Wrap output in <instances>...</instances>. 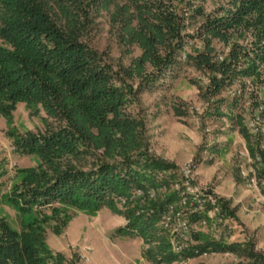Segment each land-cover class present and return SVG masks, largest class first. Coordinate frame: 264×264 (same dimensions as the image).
Returning <instances> with one entry per match:
<instances>
[{
  "label": "trees",
  "instance_id": "1",
  "mask_svg": "<svg viewBox=\"0 0 264 264\" xmlns=\"http://www.w3.org/2000/svg\"><path fill=\"white\" fill-rule=\"evenodd\" d=\"M112 1L94 0L91 6L107 7ZM236 1L227 13L207 15L197 28L198 37L205 39L204 48L188 55L196 69L208 72L207 90L213 95L237 80L245 83L255 79L261 88L264 86V0ZM80 4L79 0H0V114L9 118L16 103L22 101L34 112L42 109L53 120L44 130L11 134L15 151L36 155L38 163L16 169L22 177L13 184L7 200L22 218L33 213L36 216L20 229L0 218V264L63 263L61 254H53L45 238L53 213L59 210L53 207L55 204L92 213L107 206L128 221L118 231L135 233L148 241V230L154 227L158 215L180 199L172 188L180 178L179 168L148 154L144 121L127 106L138 90L150 87L177 65V56L187 42L181 16L185 6L174 0H122L115 6L110 17L119 27L120 39L141 50L129 66L120 67L128 78L145 75L134 91L123 75L83 40L88 13ZM55 7L57 13L53 11ZM197 12L201 14L199 9ZM233 32L242 36L251 33L250 48L234 42L222 59L214 60L211 40L229 44ZM146 65L152 68L147 74ZM263 96L264 91L261 99L253 101L261 116ZM235 104L233 97L227 103L228 109L232 110ZM173 110L174 114H181L178 109ZM235 120L255 173L264 177V150L252 144L243 117L237 115ZM97 150L101 157L91 169H77L72 164L73 158ZM160 185L171 188L158 198L152 218L144 220L133 211L117 207V197L124 196L127 201L137 188L156 189ZM214 199L221 216L234 217L228 200L218 196ZM46 207H52L50 214L44 211ZM184 218L191 228V221L200 223L207 214L187 208ZM58 229L54 227L55 232ZM192 240L189 243L187 234L181 241L186 248L180 253H173L164 241L156 250L147 249L145 256L158 264L182 262L202 252H229L240 259L225 264H264V253L249 240L227 242L200 230L194 231Z\"/></svg>",
  "mask_w": 264,
  "mask_h": 264
},
{
  "label": "rangeland",
  "instance_id": "2",
  "mask_svg": "<svg viewBox=\"0 0 264 264\" xmlns=\"http://www.w3.org/2000/svg\"><path fill=\"white\" fill-rule=\"evenodd\" d=\"M79 1L81 9L88 13L83 40L97 50L114 71L123 75L126 83L137 91L145 75L128 78L120 67L129 66L141 50L137 45L129 46L120 39L119 27L110 17L115 6L121 4L122 0H114L107 7L98 8L91 6L94 0ZM174 1L185 6V11L181 12L186 26L183 31L187 41L184 50L177 56L175 68L169 70L165 77L155 80L150 87L138 90L127 109L144 121V136L151 157L173 163L177 168L191 159L196 165L197 183L205 189L206 194L213 199L218 196L229 202L234 217L221 216L218 206L214 213L211 211L207 214L210 219L206 218L207 225L191 221L189 243L194 241V231L200 230L214 239L222 238L227 242L249 240L258 251L264 253V177L255 173L253 159L245 139L238 132L239 126L235 120L237 115L243 117L244 126L251 133L252 144L264 150V116L253 107L254 99H261L264 86L261 88L260 82L255 79L246 80L244 84L237 80L231 86L224 87L219 94L213 95L207 90L210 83L208 72L196 69L191 58H188V55L193 56L197 50L204 48L205 39L198 37L197 33L202 21L207 15H222L232 10L235 0ZM198 9L201 14L197 12ZM53 11L57 13V8ZM192 14L197 16L192 18ZM252 37L251 33L242 36L241 33L233 32L229 44L212 39L214 60L222 59L234 42L250 48ZM151 69L146 65L144 73L147 74ZM261 71L264 72V65ZM233 97H236V104L229 110L227 103ZM175 108L181 114H174ZM52 122L42 109L34 112L33 108L22 101L16 103L9 118L0 114V218L7 220L16 229L36 216L33 213L22 218L7 200L13 184L22 177L16 174V169L35 167L38 159L36 155L18 154L11 134L16 136L44 130L46 124ZM261 128L263 131L259 130ZM100 157V150L92 151L73 158L72 164L77 169L89 170ZM166 186L153 188L152 197L146 193L147 188L144 189V195H132L131 198L127 197V201L124 196L117 197L121 204L117 203V207L123 211H133L134 215L144 220L152 218L158 198L171 185ZM53 207L59 210L53 213L54 218L46 228L45 238L52 253H59L63 257L62 264H70L72 261L74 264H155L146 258L147 249L156 250L165 241L172 250L173 236L160 226L159 215L154 227L148 230L151 237L148 236V241H144L135 233L118 231L128 221L123 214L107 206L93 213L59 204ZM50 208L46 207L44 211L50 214ZM55 226H58V232H55ZM216 253L220 264L235 263L240 259L233 253ZM158 264L183 263L175 260Z\"/></svg>",
  "mask_w": 264,
  "mask_h": 264
},
{
  "label": "built area",
  "instance_id": "3",
  "mask_svg": "<svg viewBox=\"0 0 264 264\" xmlns=\"http://www.w3.org/2000/svg\"><path fill=\"white\" fill-rule=\"evenodd\" d=\"M259 130L263 131V128ZM179 174L180 178L172 185V188L178 192L180 198L179 202L178 204L172 203L167 205L164 211L161 212L158 221L160 226L173 236L172 250L176 253H180L186 248V245L181 241L186 237L190 229L189 223L184 218V210L190 208L192 212L209 214L211 211L214 213V211L218 209L215 199L206 194L205 189L197 183L196 165L191 159L179 166ZM251 181H253V179H251ZM146 193L148 196L152 197L154 191L153 189H147ZM134 195H144V189L137 188ZM200 224L207 225L206 218H202ZM209 254L210 253L202 252L198 254V256L206 257ZM228 254L229 252H225V255ZM192 260L193 257H188L182 260V263L191 264Z\"/></svg>",
  "mask_w": 264,
  "mask_h": 264
},
{
  "label": "crops",
  "instance_id": "4",
  "mask_svg": "<svg viewBox=\"0 0 264 264\" xmlns=\"http://www.w3.org/2000/svg\"><path fill=\"white\" fill-rule=\"evenodd\" d=\"M217 253L209 254L205 259L193 258L191 263H205V264H220V261H217L218 257L215 256Z\"/></svg>",
  "mask_w": 264,
  "mask_h": 264
}]
</instances>
